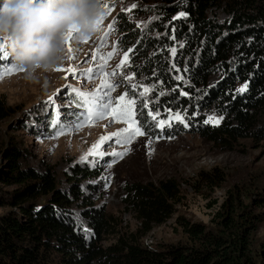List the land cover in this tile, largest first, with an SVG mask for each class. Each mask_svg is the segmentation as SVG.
<instances>
[{"label":"trees","instance_id":"obj_1","mask_svg":"<svg viewBox=\"0 0 264 264\" xmlns=\"http://www.w3.org/2000/svg\"><path fill=\"white\" fill-rule=\"evenodd\" d=\"M144 1L153 17L142 27L126 17L117 23L121 42L132 52V76L144 78L142 84L152 89L135 105L144 134H162L156 115L148 114L162 109L183 115L185 125H178L176 134L195 133L226 149L238 138L264 141V0ZM181 12L185 15L177 19ZM174 69L186 84L173 80ZM245 84L247 90L238 93ZM210 109L223 117L218 124L205 123L200 114ZM11 112L0 98V118ZM0 154L6 161L0 180L19 185L9 192L0 188V207L11 208L0 213V264H264V236L252 237L264 222V173L259 188L245 193L248 203L242 192L228 195L214 227L182 220L189 245L157 249L138 238L170 216L180 196L178 183L172 178L157 185L125 183L124 205L136 213L139 234H121L103 246L102 235L114 231L116 219L85 194V188H94L89 180L99 174L98 166L74 164L60 184L48 166L33 167L26 150L13 141ZM200 176L208 185L222 178L218 170Z\"/></svg>","mask_w":264,"mask_h":264},{"label":"rangeland","instance_id":"obj_2","mask_svg":"<svg viewBox=\"0 0 264 264\" xmlns=\"http://www.w3.org/2000/svg\"><path fill=\"white\" fill-rule=\"evenodd\" d=\"M104 3L109 5L111 11L104 17L96 34L88 36L87 43H83L81 39L77 40L74 34L69 44H66L67 59L57 67L65 71L53 70L41 75L38 81H29L25 79L24 70L6 73V69L12 68L13 65L5 63L0 65V98L12 109L11 113L0 118V148L13 141L26 150L29 163L33 167L41 169L43 166H48L60 184L66 182L64 177L74 164L78 163L92 169L98 166L99 174L89 180L94 188L91 190L85 188V194L93 205L103 207L107 214L116 219L114 231L104 232L102 235L100 243L103 246L114 243L121 234L123 236L129 233L139 234L140 221L136 213L124 205L125 183L157 185L159 181L174 179L178 183L180 196L178 202L173 204L170 216L163 222L152 225L147 233L138 238V241L153 249L160 248L164 244L189 245L190 241L179 224L182 220L186 223H202L208 228L214 227L215 216L220 212L221 204L229 194L242 192L243 203L249 202L245 193L249 189L259 188L260 178L264 173V141H253L247 137L238 138L232 149H226L221 145L212 144L195 133L176 134L177 126L185 125L183 115L180 111L162 109L160 113L154 114L161 135L155 137L145 134L136 135L130 143L124 141L123 137L120 138L121 143H116L117 138L113 137L101 146L100 150L106 153L126 152L122 158L117 159L110 155L88 156L87 160L81 161V157L87 156L102 136L128 128V124L114 122L113 115L97 120L94 125L65 131L58 138H54L56 130L51 126V121L55 117V110L45 107V102L50 97H55L58 90L63 93L68 84L77 88L82 87L84 90L96 91L101 88L105 79L118 82L121 81L122 75L132 77L122 80L120 86L111 93L113 106L129 85H136L137 93L143 92L145 88L152 90L150 86L142 84L144 78L132 76L130 70L132 52L127 44L121 42L117 25L115 31H111L108 27L113 20L119 21V17H126L130 22L135 23L136 27H142L146 20L153 17V13L145 11L149 2L104 0ZM113 4L115 7H112ZM133 4L136 5L135 8H131ZM129 8L131 11H128ZM216 11L218 18H222L223 14L219 10ZM106 33L107 38L104 39ZM102 42L104 47H99ZM69 46L73 50L71 53L67 51ZM124 50H127V60ZM172 52L173 49H170V53ZM108 53H113L111 58H108ZM70 55L74 59H68ZM100 56L104 59L101 60ZM86 59L88 62L84 63ZM10 60L12 61L8 56L7 61ZM101 64H105L106 73L114 72L116 75L106 77L101 74L96 79L85 82L84 77L73 78L68 71L72 68L78 72L89 68L96 69ZM14 65L16 68H21L16 63ZM174 71L173 80L186 84L179 70L174 69ZM148 92L142 97L137 95L136 104L145 100ZM68 99L69 97H65L63 101L58 99L57 104H66ZM70 111L73 109L61 108V113ZM49 112H51L50 121L46 122ZM177 113L182 119L176 118ZM200 114L206 120L209 116L219 119L213 109L201 111ZM61 118L63 119V116ZM159 121H164V124L158 126ZM21 123L25 124L26 128L19 129ZM114 159H117V162L113 163ZM5 167L6 161L0 154V174ZM214 170L220 172L221 180L217 181L216 185L203 182L200 174L203 172L210 174ZM18 186L0 180V188L4 191L9 192ZM9 209L11 208L0 207V213ZM252 209L258 211L260 208ZM263 236L264 222H260L253 230L252 237L255 241H259ZM40 264L53 263L44 261Z\"/></svg>","mask_w":264,"mask_h":264},{"label":"clouds","instance_id":"obj_3","mask_svg":"<svg viewBox=\"0 0 264 264\" xmlns=\"http://www.w3.org/2000/svg\"><path fill=\"white\" fill-rule=\"evenodd\" d=\"M104 0H0V50L38 81L66 59L65 35H95Z\"/></svg>","mask_w":264,"mask_h":264},{"label":"snow or ice","instance_id":"obj_4","mask_svg":"<svg viewBox=\"0 0 264 264\" xmlns=\"http://www.w3.org/2000/svg\"><path fill=\"white\" fill-rule=\"evenodd\" d=\"M102 7L104 8V15L100 17V19L97 21V30L99 29V25L102 23L104 17L108 14V12L111 11V8L108 4L103 3ZM112 7H115V4L112 5ZM136 5L133 4L131 8H135ZM131 8L128 9V11H131ZM185 13L181 12L177 19L184 16ZM118 21L113 20L112 24H110L108 27L111 31L116 30V25ZM74 34H76L75 29H70L66 35L65 40L66 44H69L70 40L73 38ZM107 38V33L105 34L104 39ZM88 36L82 37L81 41L83 43L88 42ZM99 47H104V43L102 42ZM68 53H71L73 50L71 46L67 49ZM173 50V54H174ZM98 54V50H97ZM113 53H108V58H111ZM125 60L128 59L127 56V50H124ZM78 56V54H77ZM8 54L4 50H0V60L7 59ZM101 60L104 59L103 56L99 57ZM68 59L72 60L74 59L73 56H68ZM88 60L86 59L84 63H87ZM106 64V61H105ZM105 64L99 65L96 69L89 68L85 71H77L75 68L69 69L68 71L71 73L73 78L79 79L80 77L85 78V82L88 80H94L97 77H99L101 74L104 76H115L116 74L113 73H106L104 71ZM14 70L17 71H23L22 68H16L15 65H13L12 68L6 69V73H10ZM56 71H65L63 68H56ZM67 78V77H66ZM178 79H182V77H177ZM124 79H132V77H128L126 75H122L121 81L114 82L109 79H105L104 82L101 85L100 89H97L96 91L92 90H84L82 87L77 88L74 87L72 84H68L65 86V91L63 93L58 90L57 95L55 97H50L48 101L45 102V107H50L51 109L55 110V117L51 121V126L56 130V136L54 138H58L59 135L64 134L65 131H71V130H78L85 126H91L94 125L97 120L105 119L107 115H113L114 122H121L128 124V128L122 129L119 132L110 133L106 136H102L100 138V141L93 145V149L90 150L87 156L81 157V161L87 160L88 156H96V157H103L104 155H110L115 158H122V156L125 153L116 152L113 151L111 153H106L101 149V146L108 140H111L113 137H116V143H121V137H123L124 141L130 143L131 139L136 135H144L143 131V125L139 122L137 118V109H136V96H144L149 89L145 88L143 92L137 93L136 92V85H129L126 87V90L124 93H122L118 98L115 106H113V98L111 96V93L115 91L117 87L120 86V83ZM247 90V84L243 85L241 88L237 89L238 93H242ZM184 95H187V93H182ZM65 97H69L67 100V103H60L57 104V100L63 101ZM126 103H121L125 102ZM67 107L70 109H73V111L70 112H64L61 113V108ZM147 107V105H145ZM51 115V112L48 113ZM155 119V115L150 111L148 113ZM63 116V119L61 118ZM177 119H182L179 115V113L176 114ZM223 119V117H220L217 119L215 116H209L208 119L205 121V123H215L218 124L219 120ZM164 124V121H159L158 126H162ZM117 159H114L112 162H117ZM111 166V165H109ZM86 236H90L91 233L87 228L83 229Z\"/></svg>","mask_w":264,"mask_h":264}]
</instances>
